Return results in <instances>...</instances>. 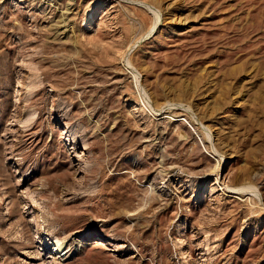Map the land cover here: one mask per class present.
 Here are the masks:
<instances>
[{
  "label": "rangeland",
  "instance_id": "374dc122",
  "mask_svg": "<svg viewBox=\"0 0 264 264\" xmlns=\"http://www.w3.org/2000/svg\"><path fill=\"white\" fill-rule=\"evenodd\" d=\"M0 264H264V0H0Z\"/></svg>",
  "mask_w": 264,
  "mask_h": 264
},
{
  "label": "bare ground",
  "instance_id": "6f19581e",
  "mask_svg": "<svg viewBox=\"0 0 264 264\" xmlns=\"http://www.w3.org/2000/svg\"><path fill=\"white\" fill-rule=\"evenodd\" d=\"M32 218V217H31ZM33 220H35V219H33ZM30 222H31V220H30ZM56 247H57V252H59L60 254L63 252V251H65V249L64 250H62L63 249V244H59V243H57V245H56ZM68 254V252H66V254L65 255H67ZM62 258V257H61Z\"/></svg>",
  "mask_w": 264,
  "mask_h": 264
}]
</instances>
